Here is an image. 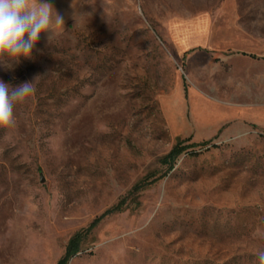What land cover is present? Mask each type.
Here are the masks:
<instances>
[{
  "label": "rangeland",
  "instance_id": "1",
  "mask_svg": "<svg viewBox=\"0 0 264 264\" xmlns=\"http://www.w3.org/2000/svg\"><path fill=\"white\" fill-rule=\"evenodd\" d=\"M48 2L57 37L0 67L34 88L0 129V264L73 238L68 264H259L264 0Z\"/></svg>",
  "mask_w": 264,
  "mask_h": 264
},
{
  "label": "clouds",
  "instance_id": "2",
  "mask_svg": "<svg viewBox=\"0 0 264 264\" xmlns=\"http://www.w3.org/2000/svg\"><path fill=\"white\" fill-rule=\"evenodd\" d=\"M64 26V18L48 0H0V67L6 69L31 59L42 34L51 43ZM34 92L33 84L13 88L0 80V129L15 127V108ZM264 264V250L257 253Z\"/></svg>",
  "mask_w": 264,
  "mask_h": 264
},
{
  "label": "trees",
  "instance_id": "3",
  "mask_svg": "<svg viewBox=\"0 0 264 264\" xmlns=\"http://www.w3.org/2000/svg\"><path fill=\"white\" fill-rule=\"evenodd\" d=\"M254 58V57H253ZM190 146H183L182 143H178L173 150L170 152L166 160L169 161L170 168L173 170L174 164L177 158H179ZM79 238H73L66 250L64 258H62L58 264H68L69 260L79 252Z\"/></svg>",
  "mask_w": 264,
  "mask_h": 264
}]
</instances>
